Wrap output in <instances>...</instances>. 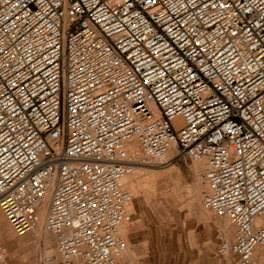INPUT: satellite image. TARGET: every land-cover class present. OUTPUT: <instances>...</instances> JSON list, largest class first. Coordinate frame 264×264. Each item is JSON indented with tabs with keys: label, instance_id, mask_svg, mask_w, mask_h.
Masks as SVG:
<instances>
[{
	"label": "built area",
	"instance_id": "obj_1",
	"mask_svg": "<svg viewBox=\"0 0 264 264\" xmlns=\"http://www.w3.org/2000/svg\"><path fill=\"white\" fill-rule=\"evenodd\" d=\"M173 143L169 162L205 161L202 204L234 226L218 252L264 264V0H0V206L17 234L49 200L58 264H135L122 179Z\"/></svg>",
	"mask_w": 264,
	"mask_h": 264
},
{
	"label": "rangeland",
	"instance_id": "obj_2",
	"mask_svg": "<svg viewBox=\"0 0 264 264\" xmlns=\"http://www.w3.org/2000/svg\"><path fill=\"white\" fill-rule=\"evenodd\" d=\"M170 162L162 167L139 165L136 169L140 176H135L134 172L129 174L130 179H134V192L128 205L130 217L124 222L134 254L133 262L229 264L230 257L218 252L220 238L224 236L220 225L224 217L210 209L213 217L199 214L186 193L187 186L195 178L190 169L193 162L186 158ZM175 166L180 168L178 178L172 171ZM3 214L1 211L7 233L0 234V248L4 250L0 264H58V259L45 262V249L35 246L31 232L17 235ZM233 235L234 230L228 238L232 239ZM46 236L48 249L57 253L54 235L47 232Z\"/></svg>",
	"mask_w": 264,
	"mask_h": 264
},
{
	"label": "bare ground",
	"instance_id": "obj_3",
	"mask_svg": "<svg viewBox=\"0 0 264 264\" xmlns=\"http://www.w3.org/2000/svg\"><path fill=\"white\" fill-rule=\"evenodd\" d=\"M129 149H130V151L132 153H137V151L139 150L138 142L133 141V142L129 143ZM176 153H177V148H176L175 143H173L171 148H170V150H169V153H168V156H167V161L165 163H163V164H139V165L141 167H142V165H144V166L162 167V166L166 165L169 162V160L172 157H174V155ZM139 165L134 166L133 170L138 168ZM205 167H206V163H205L204 160H199V161H196V162L192 163L190 169H191L192 173L194 174L195 178H194L193 183L191 185L187 186L186 193L189 196V201H190L191 205L194 206V208L199 212V214L213 217L211 212L208 209L204 208V206L202 204L203 189H205L207 187V185H206L205 182L202 181L200 173H201V171H203L205 169ZM172 171L174 172V176L176 178H178L179 175H180V168L175 166V167L172 168ZM132 173L135 176H137V175H139L140 172L136 169L135 171H132ZM171 174H173V173H171ZM129 176L130 175H126L122 179V186L125 189L128 188L130 190L131 194L133 195V192H134L133 188L134 187H133V183H132L133 181L132 180H134V179H130ZM48 207H49V200H47L43 204V206L40 208L37 224L34 226V228L32 230H30L29 232H27L25 234H28V233L31 232L32 236L35 238V240H34L35 241V246L37 248L38 247H42L43 249H45V253H46L45 258H44L45 262H54L55 260L58 259V251H57V253H55V252H52V250L48 249V239H47L46 233L47 232L51 233L47 229V223H46L47 222V216H48ZM1 211H2V213H4L2 208H1V206H0V225H1L0 226V234L5 235L7 233V227H6L5 224H2V223H4L5 218H3V216L1 215ZM3 215H4V217H6L5 214H3ZM6 219H7V217H6ZM126 224H127L126 222H123V224L121 225L120 230H119L121 236L124 237L127 240V243H128L127 244L128 248L124 252L122 258H124L125 260L126 259H131L133 261L134 254H133L132 248H131V246L129 244L128 237H127V225ZM220 225H221V230H222L221 232H223V235L228 238V235L230 233H232L233 230H234V226H233L231 220L228 217H224V219L221 221ZM25 234H23V235H25ZM17 235H19V234H17ZM23 235H19V236H23ZM78 262L79 261H77V264H78Z\"/></svg>",
	"mask_w": 264,
	"mask_h": 264
}]
</instances>
